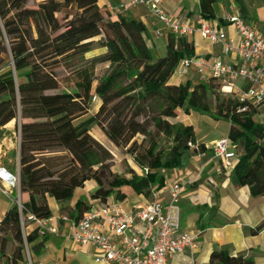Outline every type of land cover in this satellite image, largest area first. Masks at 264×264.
<instances>
[{
	"label": "trees",
	"instance_id": "16d2710c",
	"mask_svg": "<svg viewBox=\"0 0 264 264\" xmlns=\"http://www.w3.org/2000/svg\"><path fill=\"white\" fill-rule=\"evenodd\" d=\"M29 1L0 0V127L12 121L19 127L21 206L13 203L0 220V264H22L26 252L42 253L49 236L40 237L35 229L23 233L21 224L29 215L51 218L47 198L63 204L75 190L94 182L90 198L100 202L123 203L128 191L151 200L164 185L159 170L182 166L189 149L183 147L185 139L195 145L192 127L172 121L178 111L209 110V93L215 102L212 117L229 123L227 137L242 150L232 170L237 186L246 187L251 198L264 196V127L254 120L256 111L238 112L235 99H221V83L213 78L192 88L188 82L169 84L178 63L194 56L191 41L167 34L166 54L155 58L143 39V23L112 16L97 0H34L35 8L27 7ZM219 1L198 0L200 16L220 21L215 14ZM231 1L247 20L244 0ZM97 49L104 53L83 58ZM72 62L76 82L72 90H62L55 70ZM100 64L107 72L93 87ZM93 98L100 102L98 110L78 121ZM93 124L147 174L133 169L124 176L113 173L109 151L90 135ZM194 151L202 154L206 148L199 144ZM86 209L78 202L76 213L66 216L77 219ZM197 227L204 228L200 220ZM263 229L264 221L246 232L256 235ZM208 264L255 262L215 249Z\"/></svg>",
	"mask_w": 264,
	"mask_h": 264
},
{
	"label": "built area",
	"instance_id": "2783aa9c",
	"mask_svg": "<svg viewBox=\"0 0 264 264\" xmlns=\"http://www.w3.org/2000/svg\"><path fill=\"white\" fill-rule=\"evenodd\" d=\"M132 6L143 7L162 24L163 30L176 37L191 38L198 34L204 41L221 47L223 56L234 55L239 62H225L221 57L211 60L196 58L182 59L176 72L186 77L188 72L200 80L213 78L221 83L220 91L233 95L239 103L238 112L249 108L256 111V121L264 127V34H259L252 23L239 15L222 16L215 25L201 20L196 26L187 21L172 19L162 8V0H131ZM108 12L114 8L106 4ZM124 6L120 5L118 10ZM219 24L230 27L234 35L228 36L219 29ZM160 37L163 31H155ZM228 88L229 92L224 90ZM193 149L197 145L188 144ZM240 146L228 137L212 146V153L222 170L232 173L238 161ZM138 175L147 170H136ZM19 188V172H11L0 161V194L10 197ZM182 186L173 183L166 188V198L161 201L157 194L142 205L127 210L122 203L109 199L106 202L92 199L87 209L70 223L69 238L80 248L93 250L92 264H168L176 255L197 251L195 235L180 229ZM21 208L19 202L17 203ZM61 217L60 221H66ZM24 221L28 224L25 226ZM22 231L35 229L40 237L58 235V226L49 219H38L32 215L22 220Z\"/></svg>",
	"mask_w": 264,
	"mask_h": 264
},
{
	"label": "crops",
	"instance_id": "0c3cea01",
	"mask_svg": "<svg viewBox=\"0 0 264 264\" xmlns=\"http://www.w3.org/2000/svg\"><path fill=\"white\" fill-rule=\"evenodd\" d=\"M130 1L97 0V5L101 10H107L105 6L109 4L114 8V12L110 13L112 16L121 15L142 22L145 26L143 39L146 45L155 58L163 57L166 54V35L168 33L163 30L162 24L155 17L141 6H132ZM120 5L124 6L122 10H118ZM162 8L172 19L187 21L193 26H196L201 20L207 21L210 25L217 23V20H206L200 16L198 0H162ZM247 11V20L251 22L248 7ZM215 14L216 18L239 15L231 0H220L215 6ZM253 27L259 34H264V30H259L256 26ZM219 29L228 36L234 35L233 30L224 24H219ZM157 30L163 31V35L156 37L154 33ZM188 40L193 44L196 58L211 60L221 57L225 62H239L234 55L223 56L219 45L209 44L198 34ZM169 84L177 85L170 81ZM175 121L183 126H191L195 144H203L206 151L197 154L190 147L182 157L181 167L159 170V174L164 177V185L154 192L158 199L163 201L166 198V188L169 185L181 184L180 229L195 235L197 241V251L193 255L185 252L173 256L168 260V264H208L209 255L215 249H224L232 256L242 255L245 258H252L255 264H264V229L256 235H249L246 232L247 229H253L264 221V196L251 198L246 187L237 186L233 173L224 172L220 161L214 157L212 153L214 142L206 143L203 142L204 137L196 136V129L188 115L181 119V112H179ZM17 143L19 147V141ZM16 152L18 154L17 147ZM95 188L94 182H88L82 189L75 190L72 198L63 204L55 202L52 198H47L52 223L58 226V235L49 236L40 255L34 256L28 251V261L25 258L22 264H92L93 250L80 248L70 240L72 218L66 215L76 213L75 205L78 202L87 205L92 200L90 196ZM14 192L11 198L0 199V220L7 209L15 203L14 200L19 199L18 191ZM136 197V201H132L126 206L124 203L127 200H125L122 203L123 206L129 210L133 206L142 205L145 202L142 197ZM140 199L142 200L140 201ZM61 207L64 208L62 212ZM61 217H66L67 220L60 221ZM199 220L200 225L204 226L203 229L197 227Z\"/></svg>",
	"mask_w": 264,
	"mask_h": 264
},
{
	"label": "rangeland",
	"instance_id": "374dc122",
	"mask_svg": "<svg viewBox=\"0 0 264 264\" xmlns=\"http://www.w3.org/2000/svg\"><path fill=\"white\" fill-rule=\"evenodd\" d=\"M249 13H250V21L252 22L253 26H256L259 30L262 29L264 30V0H244ZM37 1L30 0L27 7L28 8H35L37 5ZM232 6V4L230 3ZM230 6V8H231ZM57 18L59 21L62 19V15H57ZM104 53V50L97 49L93 50L87 54L84 55L85 60H89L91 58L97 57L101 54ZM74 62L71 63H66L62 67L58 68L55 70V74L57 75V78L60 82V88L62 90H67L70 91L73 88L74 83L76 82L75 77L73 74H71ZM76 65V64H75ZM107 72V66L104 64L97 65L94 69V84L93 87L96 83V81L103 76ZM189 83V87L192 88L194 85L199 84V83H205L208 79L206 80H200L194 76V73L188 72L186 74V77H181L176 71L174 72L173 76L169 80L173 84H181L182 82ZM185 82V83H186ZM184 84V83H183ZM218 95L221 99H234L233 95H226L223 94L220 89L218 90ZM207 101H208V109L205 111H193L190 110L188 117L190 120L193 122L192 124L195 127L196 131V136L204 137V141L206 143H215V141L221 140L223 138L227 137L228 133V128H229V123L223 120H215L211 113L214 111V98L212 94H208L207 96ZM100 105V102L93 98L89 103H88V112L85 116L80 118V120H85L88 117H91L97 110L98 106ZM181 112V119L185 118V113L183 111H178V113ZM178 115V114H177ZM254 120H256L254 118ZM77 121V122H78ZM76 122V123H77ZM173 123L179 124L177 121H172ZM19 127L15 126V122L12 121L8 123L7 125L0 127V161L1 163L11 172L16 171L18 167V154L16 152V147L18 148V143L19 141V133H18ZM90 135L98 141L107 151H109L112 161H111V171L115 174L124 176L126 175L127 171L129 169L137 170L135 165L133 164L130 156L125 152V150L118 149L115 146H113L107 138L104 136L102 131L96 126V125H91L89 128ZM137 141L139 142L141 140L140 137L136 138ZM213 143V144H214ZM188 145V143H187ZM186 145V146H187ZM9 146L12 148L9 149ZM190 148V146H188ZM239 152L241 153L242 150L240 149ZM128 177V176H127ZM15 192L12 193L14 195ZM78 194L80 192H77ZM127 202L124 203V205H128L132 201H136L137 197L131 193L127 192ZM12 195H10L11 198ZM5 196L0 194V199H4ZM6 199V198H5ZM142 199H140L141 201ZM14 202L17 204L19 201L18 199L14 200ZM25 226L28 224L27 221H24ZM28 231V230H27ZM26 252V260L28 261V256Z\"/></svg>",
	"mask_w": 264,
	"mask_h": 264
},
{
	"label": "water",
	"instance_id": "95a60500",
	"mask_svg": "<svg viewBox=\"0 0 264 264\" xmlns=\"http://www.w3.org/2000/svg\"><path fill=\"white\" fill-rule=\"evenodd\" d=\"M187 142H188V140H187V139H185V140H184L183 147H186V145H187Z\"/></svg>",
	"mask_w": 264,
	"mask_h": 264
},
{
	"label": "bare ground",
	"instance_id": "6f19581e",
	"mask_svg": "<svg viewBox=\"0 0 264 264\" xmlns=\"http://www.w3.org/2000/svg\"><path fill=\"white\" fill-rule=\"evenodd\" d=\"M224 91H225L226 93H228V92H229V89H228V88H226Z\"/></svg>",
	"mask_w": 264,
	"mask_h": 264
}]
</instances>
